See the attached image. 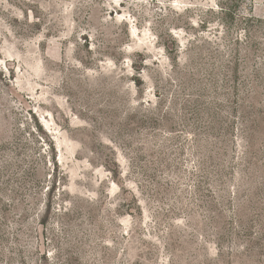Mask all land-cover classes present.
I'll return each mask as SVG.
<instances>
[{"label":"rangeland","instance_id":"obj_1","mask_svg":"<svg viewBox=\"0 0 264 264\" xmlns=\"http://www.w3.org/2000/svg\"><path fill=\"white\" fill-rule=\"evenodd\" d=\"M0 264H264V0H0Z\"/></svg>","mask_w":264,"mask_h":264}]
</instances>
